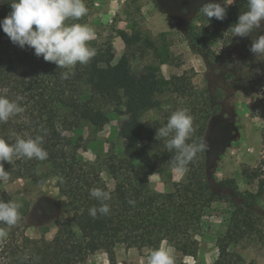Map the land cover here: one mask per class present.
I'll use <instances>...</instances> for the list:
<instances>
[{
	"label": "trees",
	"instance_id": "1",
	"mask_svg": "<svg viewBox=\"0 0 264 264\" xmlns=\"http://www.w3.org/2000/svg\"><path fill=\"white\" fill-rule=\"evenodd\" d=\"M93 12L94 0H0V183L26 178L41 184L54 176L71 207V217L51 237H30L24 213L0 186V230L9 229L0 234V264H86L99 250L115 264L119 243L149 248V264H157L164 240L184 255L198 252L205 210L216 200L202 150L215 109L209 96L195 99L191 76L183 72L167 81L168 89L190 105L163 113L156 97L165 89L161 74L150 65H131L154 47L140 30L116 29L70 65L36 48L41 23L75 26ZM186 36L193 53L220 64L223 79L241 88L260 124L259 157L253 166L241 164L242 202H232L211 263L240 264L231 244L254 237L264 246V223L254 210L264 203V0L203 5ZM111 112L121 154L82 159L95 133L109 130ZM145 142L156 151L144 154ZM165 165L171 190L160 192L150 175ZM234 182L226 180L229 187Z\"/></svg>",
	"mask_w": 264,
	"mask_h": 264
},
{
	"label": "rangeland",
	"instance_id": "2",
	"mask_svg": "<svg viewBox=\"0 0 264 264\" xmlns=\"http://www.w3.org/2000/svg\"><path fill=\"white\" fill-rule=\"evenodd\" d=\"M219 1L94 0V12L79 25L65 26L60 22L39 25L36 48L70 65L80 53L100 44L116 30L114 22L122 12L121 18L132 26L128 31L140 30L154 41V47L147 49L141 58H133L131 65L133 68L150 65L159 71L165 89L156 97L162 102L163 113L178 114L190 105V99L168 89L167 81L174 75L187 72L191 76L195 99L209 96L215 110L206 124L202 150L206 177L216 200L205 210L206 216L197 235V254L184 255L170 241L164 240L157 249V264H211L215 260L216 240L227 228L232 202H242L237 194L241 187V164L253 166L259 157L260 124L250 116L249 99L240 87L223 79L220 64L193 53L188 46L186 28L191 17L201 6ZM109 118V130L95 133L82 159L93 160L109 152L121 154L123 142L116 132L115 114L109 113ZM155 151L153 143L143 144L144 154ZM136 164L143 170L142 162ZM44 170V166L40 167L39 172ZM169 172L170 167L165 165L150 175L158 191L171 190ZM227 179L235 180L232 187L226 184ZM107 183L111 186L113 181L107 178ZM0 186L11 195L18 214L24 213L22 224L30 237H51L59 223L71 217V207L59 194L54 176L41 184L26 178L4 179ZM250 189L254 190L255 186ZM254 210L264 223V203L256 205ZM8 230L4 228L0 234ZM114 249L115 264H149L147 247H126L119 243ZM230 250L241 256L240 264H264V246L254 237L231 244ZM86 264H109L107 253L99 250L90 254Z\"/></svg>",
	"mask_w": 264,
	"mask_h": 264
},
{
	"label": "crops",
	"instance_id": "3",
	"mask_svg": "<svg viewBox=\"0 0 264 264\" xmlns=\"http://www.w3.org/2000/svg\"><path fill=\"white\" fill-rule=\"evenodd\" d=\"M120 11H123V9H120ZM122 12H120V14L118 15L117 21L114 22V27L116 29H125L128 30L130 29L132 26H128L126 19L125 18H121L122 17ZM107 15V14H106ZM133 25V22H130Z\"/></svg>",
	"mask_w": 264,
	"mask_h": 264
}]
</instances>
